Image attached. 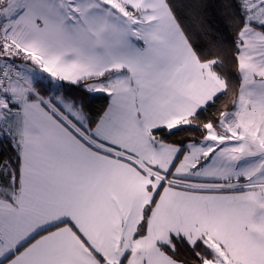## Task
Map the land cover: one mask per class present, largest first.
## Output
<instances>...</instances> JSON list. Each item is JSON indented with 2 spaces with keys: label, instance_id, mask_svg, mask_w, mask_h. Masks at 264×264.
<instances>
[{
  "label": "snow or ice",
  "instance_id": "1",
  "mask_svg": "<svg viewBox=\"0 0 264 264\" xmlns=\"http://www.w3.org/2000/svg\"><path fill=\"white\" fill-rule=\"evenodd\" d=\"M0 264H264V0H0Z\"/></svg>",
  "mask_w": 264,
  "mask_h": 264
}]
</instances>
